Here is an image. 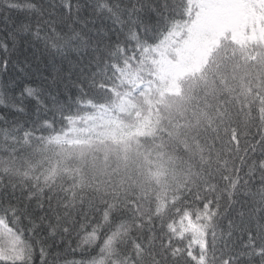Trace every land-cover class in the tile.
I'll use <instances>...</instances> for the list:
<instances>
[{
    "label": "snow or ice",
    "instance_id": "snow-or-ice-1",
    "mask_svg": "<svg viewBox=\"0 0 264 264\" xmlns=\"http://www.w3.org/2000/svg\"><path fill=\"white\" fill-rule=\"evenodd\" d=\"M0 264H264V0H0Z\"/></svg>",
    "mask_w": 264,
    "mask_h": 264
}]
</instances>
